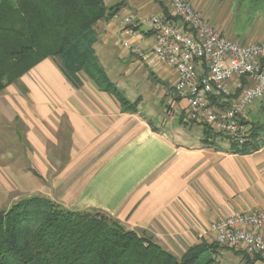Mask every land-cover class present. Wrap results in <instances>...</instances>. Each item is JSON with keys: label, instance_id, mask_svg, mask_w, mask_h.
<instances>
[{"label": "crops", "instance_id": "0c3cea01", "mask_svg": "<svg viewBox=\"0 0 264 264\" xmlns=\"http://www.w3.org/2000/svg\"><path fill=\"white\" fill-rule=\"evenodd\" d=\"M188 1L233 41L264 39V0ZM104 2L121 7L95 25L94 51L117 89L138 101L137 110H122L85 75L74 87L52 58L40 61L20 86L0 92V130L7 127L25 161L14 169L0 165V203L38 194L69 210H100L181 256L194 244L213 242L204 234L212 221L264 211V137L262 146L243 153L207 137L204 128L197 140L180 136L181 125L199 123L186 119V103L174 90L177 72L152 54L155 36L141 22L170 15L166 1ZM129 13L138 21L132 32L121 24ZM244 120L264 121V96L246 109ZM218 249L253 263L237 248L218 245L208 254Z\"/></svg>", "mask_w": 264, "mask_h": 264}, {"label": "trees", "instance_id": "16d2710c", "mask_svg": "<svg viewBox=\"0 0 264 264\" xmlns=\"http://www.w3.org/2000/svg\"><path fill=\"white\" fill-rule=\"evenodd\" d=\"M120 7L104 0H0V92L20 86L22 75L50 57L74 87L85 75L122 110L136 111L138 101L130 102L117 89L94 51L95 25ZM244 123L249 135L240 146L202 125L207 137L225 138L244 153L263 145L264 121ZM215 246L201 241L176 256L106 212L69 210L38 194L0 208V264H213L208 251Z\"/></svg>", "mask_w": 264, "mask_h": 264}, {"label": "built area", "instance_id": "2783aa9c", "mask_svg": "<svg viewBox=\"0 0 264 264\" xmlns=\"http://www.w3.org/2000/svg\"><path fill=\"white\" fill-rule=\"evenodd\" d=\"M165 1L170 15H151L141 22L155 36L152 54L177 72L174 90L186 103V119L242 145L249 135L245 111L264 96V39L239 44L206 21L188 0ZM121 24L132 32L138 27L137 16L129 13ZM261 228L264 211H246L212 221L204 234L222 247L241 250L253 264H264Z\"/></svg>", "mask_w": 264, "mask_h": 264}, {"label": "rangeland", "instance_id": "374dc122", "mask_svg": "<svg viewBox=\"0 0 264 264\" xmlns=\"http://www.w3.org/2000/svg\"><path fill=\"white\" fill-rule=\"evenodd\" d=\"M178 124L173 126L176 128ZM198 126V127H197ZM1 127V126H0ZM197 127V129H195ZM6 126L2 127V134L0 132V165L2 164H9L10 167H14L20 163L22 165H25L24 158H19V155L22 154V152L17 153V147L14 146L13 143L10 142L12 137L8 135L6 132ZM203 128L202 124H197L196 126L193 125L191 129L188 128V126L181 125V128L179 127L180 136L182 137H189L190 140H197L196 138L201 135V130ZM170 135H174L171 133ZM217 142H220L223 147H228L229 142L225 138L222 137H215ZM186 140V138H184ZM15 197V193L10 194L9 199ZM14 202V201H13ZM12 202V203H13ZM8 203V202H7ZM7 203H0L1 209H8V207L12 204ZM211 257L215 260V263L213 264H250L246 263L244 259H242L241 255H236L231 250L228 249H218L216 253H213ZM204 261V260H203ZM253 264V263H251Z\"/></svg>", "mask_w": 264, "mask_h": 264}]
</instances>
